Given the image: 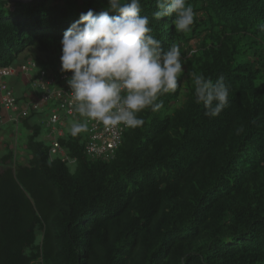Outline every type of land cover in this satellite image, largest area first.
Instances as JSON below:
<instances>
[{
  "label": "trees",
  "instance_id": "16d2710c",
  "mask_svg": "<svg viewBox=\"0 0 264 264\" xmlns=\"http://www.w3.org/2000/svg\"><path fill=\"white\" fill-rule=\"evenodd\" d=\"M188 2L190 32H177L174 16L150 24L165 50L180 48V86L124 130L112 159L87 156V136L67 131L53 139L62 161L33 111L12 124L30 132L31 159L0 158V264H264V0ZM106 4L0 0V69L16 71L33 50L40 70L59 75L64 31ZM141 4L151 17L155 0ZM192 73L231 86L217 117L194 102Z\"/></svg>",
  "mask_w": 264,
  "mask_h": 264
},
{
  "label": "clouds",
  "instance_id": "9594fccd",
  "mask_svg": "<svg viewBox=\"0 0 264 264\" xmlns=\"http://www.w3.org/2000/svg\"><path fill=\"white\" fill-rule=\"evenodd\" d=\"M156 10L142 14L141 0H107L98 12L80 13L60 40V71L71 73L66 82L78 114L68 131L78 136L89 130V122L105 128H140L141 113L158 112L161 97L174 93L184 73L185 62L178 45L167 50L153 35L151 22L173 17L179 33H188L196 13L188 0H155ZM264 32V24L257 25ZM194 102L204 115L217 117L230 106L231 86L223 76L215 81L203 73H192Z\"/></svg>",
  "mask_w": 264,
  "mask_h": 264
},
{
  "label": "built area",
  "instance_id": "2783aa9c",
  "mask_svg": "<svg viewBox=\"0 0 264 264\" xmlns=\"http://www.w3.org/2000/svg\"><path fill=\"white\" fill-rule=\"evenodd\" d=\"M19 70L24 75L34 72L35 78L32 80L31 86L39 92V104L28 103L24 107H20L13 91L4 81L5 78L13 76L16 71L13 68L0 69V106L11 113L8 119L9 123L17 126L21 119L26 118L30 111L36 110L39 105L48 106L47 125L55 133L59 131L57 126L64 128L69 119L79 118L78 114L72 110L71 90L66 82L67 78L71 76L70 72H60L56 76L55 73L40 70L32 60L23 63ZM66 119L68 120L66 121ZM3 123L4 120L0 118V125ZM124 130L126 128L123 127L108 129L102 124L90 121L89 130L84 133L87 136L84 145L85 154L91 158L112 159L121 144ZM50 151L59 155L62 161L68 160L65 151L56 140L52 141Z\"/></svg>",
  "mask_w": 264,
  "mask_h": 264
},
{
  "label": "rangeland",
  "instance_id": "374dc122",
  "mask_svg": "<svg viewBox=\"0 0 264 264\" xmlns=\"http://www.w3.org/2000/svg\"><path fill=\"white\" fill-rule=\"evenodd\" d=\"M36 57L43 60L45 59L44 56L37 55L33 50H28L19 57L18 62L22 60H33ZM13 67L16 69L17 73L15 74V76L7 77L5 83L12 89L13 94L16 97H21L24 89H28L30 91L32 90L29 85L30 79L34 75V72L29 75H23V73L19 71L17 63H15ZM38 100L39 96L37 97L36 101ZM9 124L10 123L8 122V120H5L4 118L3 125H0V158L5 154L7 150H11L16 158V161H19L25 165L31 159V153L26 149V140L30 132L20 126L19 129H15L12 125ZM44 124H47V122L45 121ZM48 130L49 126H46V128L44 127V131L48 132ZM68 164L71 172H74V161H70Z\"/></svg>",
  "mask_w": 264,
  "mask_h": 264
},
{
  "label": "crops",
  "instance_id": "0c3cea01",
  "mask_svg": "<svg viewBox=\"0 0 264 264\" xmlns=\"http://www.w3.org/2000/svg\"><path fill=\"white\" fill-rule=\"evenodd\" d=\"M29 86L32 89L31 91L28 89H24L21 97H16L14 95L18 99L20 107H24L28 103L39 104L38 101H36L37 97L39 96V92H37L35 89L32 88L31 83ZM33 113L35 115H33L32 121H34V122L36 121L37 123H40L42 126L43 125L45 126L44 122L45 121L47 122V116L49 113L47 106L45 107V106L39 105L36 110H33ZM3 116L5 117V120H8L9 117L11 116V113L9 111H4ZM9 125H12V124L10 123ZM57 128L59 129V131H57L55 134H54V132H53V134H51L53 131L52 129L50 132H49V130L47 132V131H44V129H43L42 130V136H43L42 139H45V140H49V139L51 140L52 139L53 140V139H55L56 136L59 135V133H60V135L62 133H66L68 131L69 126L67 123V125L64 128H60V127H57ZM15 129H18V128H15ZM45 130H47V129H45Z\"/></svg>",
  "mask_w": 264,
  "mask_h": 264
},
{
  "label": "water",
  "instance_id": "95a60500",
  "mask_svg": "<svg viewBox=\"0 0 264 264\" xmlns=\"http://www.w3.org/2000/svg\"><path fill=\"white\" fill-rule=\"evenodd\" d=\"M7 1H10V2H15V1H19V0H7ZM24 1V0H23ZM28 1V0H27Z\"/></svg>",
  "mask_w": 264,
  "mask_h": 264
}]
</instances>
